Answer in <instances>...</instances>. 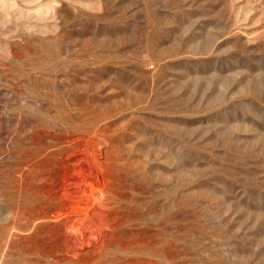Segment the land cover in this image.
Instances as JSON below:
<instances>
[{"label":"rangeland","instance_id":"1","mask_svg":"<svg viewBox=\"0 0 264 264\" xmlns=\"http://www.w3.org/2000/svg\"><path fill=\"white\" fill-rule=\"evenodd\" d=\"M0 264H264V0H0Z\"/></svg>","mask_w":264,"mask_h":264},{"label":"bare ground","instance_id":"2","mask_svg":"<svg viewBox=\"0 0 264 264\" xmlns=\"http://www.w3.org/2000/svg\"><path fill=\"white\" fill-rule=\"evenodd\" d=\"M87 171L83 169L76 172L77 177H80L83 180V182L74 180L71 184L72 190L69 192L71 195L70 194H69L70 196L68 195L69 198L71 197V200L74 199L75 201L73 207L71 208L72 209L71 212L68 214H71V216H73V218H71L73 219L72 220L73 223L71 224L73 230H75L77 234L83 232L85 227H90V226L94 227L96 225H100L94 221V218L96 217L92 215L91 211H93L94 207L97 206L95 205V202L103 198L106 191L105 175L102 170L101 164H97V166L90 169L88 173H86Z\"/></svg>","mask_w":264,"mask_h":264}]
</instances>
